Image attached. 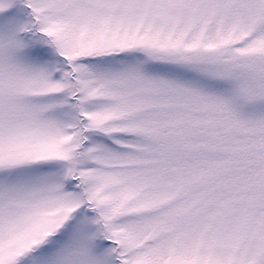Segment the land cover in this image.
<instances>
[{
  "label": "snow or ice",
  "instance_id": "snow-or-ice-1",
  "mask_svg": "<svg viewBox=\"0 0 264 264\" xmlns=\"http://www.w3.org/2000/svg\"><path fill=\"white\" fill-rule=\"evenodd\" d=\"M0 264H264V0H0Z\"/></svg>",
  "mask_w": 264,
  "mask_h": 264
}]
</instances>
